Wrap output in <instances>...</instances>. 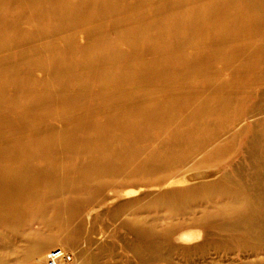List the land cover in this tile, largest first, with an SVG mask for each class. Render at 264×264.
I'll list each match as a JSON object with an SVG mask.
<instances>
[{
  "label": "rangeland",
  "instance_id": "374dc122",
  "mask_svg": "<svg viewBox=\"0 0 264 264\" xmlns=\"http://www.w3.org/2000/svg\"><path fill=\"white\" fill-rule=\"evenodd\" d=\"M21 1L31 0H13V5ZM183 1L74 0L82 7L75 4L74 21L69 11L59 20L43 16L0 31V148H23L22 166L36 167L25 174L31 179L30 195L42 194L30 205L34 216L24 202H8L0 211V264H47L54 248L65 252L61 264H264L263 13L256 19L257 36L234 38L241 39L240 57L229 58L228 50L214 46L215 38L202 46L186 37L191 39L185 48L189 57L201 47L213 51L196 57L203 58L202 69L184 76L200 82L197 92L157 93L154 85L146 97L140 94L146 88L121 82L120 92L113 86L105 95L97 77L90 84L69 77L81 70L79 61L66 73L61 68L89 57L91 47L97 55L106 53L110 65L135 58L130 42L113 43L122 34L120 22L131 17L138 25L140 15L152 20L159 10ZM27 7L25 15L10 10L6 20L14 21L19 13L31 18L36 12ZM104 39L113 44L102 46ZM246 66L251 69L248 86L234 84L233 70ZM19 81L34 87L32 93L24 88L34 101L7 109L18 98ZM58 84L65 86L61 93ZM209 85L223 87L208 90ZM193 97L212 99L197 121L185 118L181 102ZM216 97L233 103L218 112ZM154 113L172 118L155 119ZM44 137L55 142L38 151L37 139ZM6 184L0 185L1 194L12 192ZM229 192L248 195L257 223L247 214L216 213L229 201Z\"/></svg>",
  "mask_w": 264,
  "mask_h": 264
},
{
  "label": "bare ground",
  "instance_id": "6f19581e",
  "mask_svg": "<svg viewBox=\"0 0 264 264\" xmlns=\"http://www.w3.org/2000/svg\"><path fill=\"white\" fill-rule=\"evenodd\" d=\"M14 1L20 2V0H14ZM73 1L74 0H61V1L31 0L28 3L21 1V5L15 6V4L13 5V0H0V2L2 3V4L0 3V5H2L0 7V15H1L0 31H5L3 29L7 27L13 29L14 26L19 25L24 20H29V21L33 20V22L34 21L36 22V20L37 21L41 20L43 16H49L51 20H54L51 17L58 18L57 16L64 15L67 12L69 13V11L70 12L72 11V13H74L75 4L76 3L78 4V2L73 3ZM69 2H71V4ZM28 5L33 6L32 8H34V11L36 12L35 14H32L30 12L33 15V16L30 15L31 18L29 17L26 18L25 16H22L23 14L25 15L24 11H26L25 9H28V7L26 8V6ZM179 5L173 7L169 6L166 9L167 11H170L169 13H165L166 11L165 9L159 10L154 15L155 19L152 20H150V18L142 14L139 16L141 23L138 25H134L131 22L132 21L131 17L126 18L125 20L120 22L118 26H120L122 34L118 38V41H113V43L120 41L130 42L132 45L133 53L136 54L134 55L135 58L132 57L119 58V60H121L119 64L110 65L108 63L109 58H107L106 53L105 54L103 53L102 55H97L96 50H94V47H91L88 49V51H90L89 57L74 58V59L71 58L72 59L71 61L66 60L68 62L66 63V65H63V67H61L63 68L62 71L66 73V69L71 70L74 67V65L78 63L77 61H79L81 70L76 72V74L75 73L69 74V77L70 78L81 77L84 79V82L86 84H90L89 81L91 80V78L97 77L99 80V85H101L100 88L105 95H107V92H109V88L113 86L117 87L118 91L120 92L121 88L123 87V85H121V82H126L127 85L131 86L132 88L143 87V90L146 88L145 91L140 92L141 96H146V97L151 96V95L148 96V94H150L152 87L154 85L155 86L157 85V90L155 91L157 93H167V92H175V91H183V90L187 92H197L199 89L200 82L199 81L190 82L188 80V77L184 78V76L202 69V68L199 69V64H201L200 61H202L203 58L199 60V58L196 57L200 55L201 56L206 55L204 56V58L209 57L213 54V51L210 52L209 51L210 49L204 51L202 50L201 47L200 50L196 49L193 56L189 57L185 53V48L189 44L191 45L190 42L191 39L187 40L189 39L187 36L190 35L193 38H195V40L196 39L199 40L198 43L202 44V46L210 44L211 40L215 38L217 42H215L216 44L214 46H217V48H222L223 50H228L229 58L230 57L234 58L236 56L240 57L241 55L239 52H241L242 49L239 44L241 39L238 42L237 39L234 40V38H238V37L240 38L244 35L249 37H255V35L258 33V29L255 26L256 22L258 21V20L256 21V19L258 18L257 16L259 15V13L264 14V0H210L208 4L207 3L203 4L198 0L197 1L184 0ZM79 8L81 9L82 7H80L79 5ZM13 9H19L20 12L23 11L22 12L23 14L19 13V16L14 21L8 22L5 16L7 13H9L10 10L15 11ZM87 10H89V8ZM73 15L75 16V13ZM75 18L76 16L73 17V21ZM57 20H59V18ZM73 21L71 20V22ZM125 23L128 24L123 27ZM38 24H42V21ZM163 27L165 28L162 29ZM157 30L158 31L163 30V32L161 33L160 31L158 32ZM150 32L151 34H149ZM138 39H141L142 42L141 43L137 42ZM102 41L104 42L102 46L105 45V47L106 44H110V43L113 44L112 41L110 40L104 39ZM212 43L214 44V42ZM146 46H148V48ZM145 53H149L154 57L153 62H149L148 59L141 57ZM124 56L125 55H122L120 57H124ZM210 59H213V57ZM234 60L235 59H233V61ZM184 63H186L184 68L182 69L177 68V66L181 64L183 66ZM233 63L235 64L236 61ZM60 64L61 63H59V66H62L63 63L61 65ZM236 66L240 67V64L237 65L236 63ZM251 66L254 67V65H250L249 67ZM205 67L207 66L205 65ZM246 69H243V71L245 70V72H247L245 76H241L240 73L242 70L240 68H238L239 71L236 69L237 72L235 71V69L233 70L234 72L233 75L236 78L234 84L248 86L246 85V82L248 80L247 77L250 75L251 69H247V70ZM71 72H73V70ZM53 82L56 81H52V83ZM56 84L57 83H55V85ZM16 85H18L20 88L18 93V98H16L15 100H13V102L9 104L7 103L5 106L7 109H10L12 104H24L23 103L24 100L31 99L30 102L28 101L29 102L28 105L34 101V95L32 94L28 97L25 94L27 90L24 91V88L28 87V89L31 91L30 93H32V91L34 90L33 86H29L27 84L24 85L20 83V81ZM58 85H60L59 87L60 93L61 91L65 90L64 89L65 86L61 84ZM221 87L223 86L209 85L208 90H216V89L219 90L221 89ZM233 89H235V87H233L232 90ZM1 93H0V101L4 100ZM176 101H178V99L171 101L170 104L173 105L175 104ZM211 101H212L211 97H203V98L193 97L192 99H188V98L181 99V102L185 104L187 108L185 118L191 119L193 121L199 120L201 115L205 111H207V109H209V107L207 106L209 104L210 105L212 104ZM216 101L218 102V106H220L218 107V109H216L218 112L222 110L220 108H223V105L224 106L229 104L232 105L233 103L230 100H228V98L226 97H221L219 99H217L216 97ZM28 105H24V106H28ZM27 110L29 111V109ZM154 118L155 119L165 118V121H167L170 120L172 116L170 114L154 113ZM106 120L108 121V124L111 121V119H106ZM117 123L118 122L116 121L115 124ZM101 131H104V129H102ZM263 136H264V132L262 133V137ZM55 137L56 139L58 138V136H54V138ZM62 138H64L63 141L65 142V137ZM37 141L38 142H36L37 144L36 149L39 151V150H43L46 144H51L52 147L53 143L55 142V139H53L52 137H48V138L44 137L41 139H37ZM59 148H61L60 145ZM22 149L23 148H21L20 146H16L11 149V147L7 145L0 148V173L5 172L4 174L2 173L0 174L1 175L0 185L5 186L3 184H6L7 182V184H10L9 185L10 190H12V192L7 195L0 193V211L2 213V211L5 210V207L8 205L7 204L8 202L10 203L9 204L10 206H12L13 204L15 205V203L24 202L23 204L26 210L28 209L27 211L28 215L31 214L34 216V212H29V209H31V211L33 209L32 206L30 205L33 203L34 199H37L42 194L30 195V192L32 191V189L29 188L30 187L29 183L31 182L30 181L31 179L29 176L25 174L34 172L32 168L35 167V164L33 166H27V165L22 166L23 160L21 159L25 156L22 155L21 153ZM21 189H23L24 191L23 194L19 192ZM254 210H255L254 205L252 204V201L250 200L248 195H245L244 193L241 192H237V193L229 192V201L225 203L223 207L219 208L216 213L218 215H225L232 212L237 217H241L242 215L247 214L252 219H255L254 222L257 223L258 218L254 215L255 213ZM14 212L15 210H13V213ZM254 222L252 221L253 224L252 227L256 225L254 224ZM39 249L41 248L40 247L37 248L35 252L39 251ZM64 256H65V252L63 251L61 258L58 261V264H61V260L64 258Z\"/></svg>",
  "mask_w": 264,
  "mask_h": 264
},
{
  "label": "built area",
  "instance_id": "2783aa9c",
  "mask_svg": "<svg viewBox=\"0 0 264 264\" xmlns=\"http://www.w3.org/2000/svg\"><path fill=\"white\" fill-rule=\"evenodd\" d=\"M63 254V251L61 248H54L49 251L47 255L48 264H58V261L61 258V255Z\"/></svg>",
  "mask_w": 264,
  "mask_h": 264
}]
</instances>
